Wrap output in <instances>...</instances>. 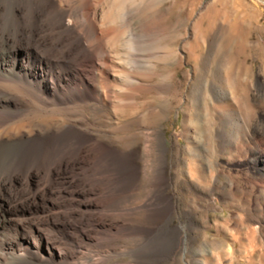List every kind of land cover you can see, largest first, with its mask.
<instances>
[{"label": "rangeland", "instance_id": "1", "mask_svg": "<svg viewBox=\"0 0 264 264\" xmlns=\"http://www.w3.org/2000/svg\"><path fill=\"white\" fill-rule=\"evenodd\" d=\"M112 1L93 0L100 13ZM126 1L121 17L127 18V34L120 41L114 43L111 35L123 20L98 23V38L111 54V75L108 80L95 71L94 99L45 105L46 95L3 76L0 87L27 101L21 118L28 132L76 125L119 156L134 157L137 172L130 185L118 170L97 182L82 181L100 192L113 185L118 198H129L115 209L129 211L124 223L154 227L143 202L158 190L171 196L175 207L165 219L177 228L190 221V229L182 232L186 243L161 264H252L249 248L254 255L264 253V224L248 222L245 207L258 203L264 217V173L252 164L250 152L253 142L264 151V132L254 130L264 127V0H133L131 9L132 0ZM4 59L12 68L22 58L0 50ZM107 85L111 93L104 102ZM228 117L240 128L223 143L219 129ZM139 242L117 239L118 254L110 263L134 264L121 249L131 251ZM61 250L73 251L74 245Z\"/></svg>", "mask_w": 264, "mask_h": 264}, {"label": "bare ground", "instance_id": "2", "mask_svg": "<svg viewBox=\"0 0 264 264\" xmlns=\"http://www.w3.org/2000/svg\"><path fill=\"white\" fill-rule=\"evenodd\" d=\"M126 2L114 0L100 13L93 0H0V50L22 58L12 68L5 59L0 61V76L26 91H40L47 97L45 105L85 96L94 99L95 71L101 70L108 80L111 75L109 48L98 38V23L115 25L123 20L111 35L114 43L120 41L127 34V18L121 17ZM134 5L133 0L128 4L130 9ZM105 90L101 100L107 102L111 89L107 85ZM26 105L0 87V264H114L110 262L118 254L115 242L125 237L140 238L137 248L121 249L132 255L134 264H161L180 242L186 243L183 233L189 231L190 221L177 228L165 219L175 207L171 196L158 190L144 199L142 208L149 209L154 227L136 226L124 223L129 211L115 210L129 198H118L113 185L100 192L82 182H97L118 170L130 185L137 172L134 157L119 156L76 125H48L40 132H28L21 118ZM228 118V125L221 121L226 127L219 129L223 143L240 128L237 118L234 122ZM198 124L203 134L205 126ZM254 130L264 132V127ZM253 143L251 162L263 174L264 151ZM245 207L248 222L264 224L258 203ZM162 238L166 242L161 245ZM69 244L73 251L61 250ZM249 249L252 264H264V253L254 255Z\"/></svg>", "mask_w": 264, "mask_h": 264}, {"label": "crops", "instance_id": "3", "mask_svg": "<svg viewBox=\"0 0 264 264\" xmlns=\"http://www.w3.org/2000/svg\"><path fill=\"white\" fill-rule=\"evenodd\" d=\"M221 196V195H220ZM223 201H225V197H224V194H223V198H221L220 197V200H219V203H220V208H221V210L223 211V208H224V205H223ZM189 214H190V212H189ZM219 217H221V216H219ZM224 217V216H223Z\"/></svg>", "mask_w": 264, "mask_h": 264}]
</instances>
